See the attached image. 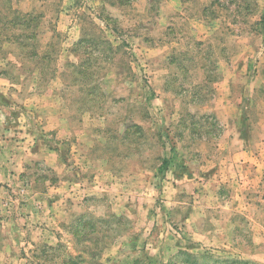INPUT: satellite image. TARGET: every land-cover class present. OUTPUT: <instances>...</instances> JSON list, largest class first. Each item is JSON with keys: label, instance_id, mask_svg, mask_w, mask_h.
<instances>
[{"label": "rangeland", "instance_id": "1", "mask_svg": "<svg viewBox=\"0 0 264 264\" xmlns=\"http://www.w3.org/2000/svg\"><path fill=\"white\" fill-rule=\"evenodd\" d=\"M0 264H264V0H0Z\"/></svg>", "mask_w": 264, "mask_h": 264}, {"label": "crops", "instance_id": "2", "mask_svg": "<svg viewBox=\"0 0 264 264\" xmlns=\"http://www.w3.org/2000/svg\"><path fill=\"white\" fill-rule=\"evenodd\" d=\"M246 94H249V93H248V89L246 90ZM238 151H239V150H238ZM241 151H243V150H241ZM242 153H243V152H242ZM243 156H244V155H243ZM243 156H242V157H236V158H237L236 160H237V161H240L241 158H244ZM245 162H247V161L242 162V164H245Z\"/></svg>", "mask_w": 264, "mask_h": 264}]
</instances>
